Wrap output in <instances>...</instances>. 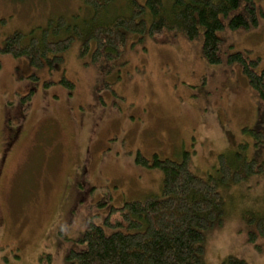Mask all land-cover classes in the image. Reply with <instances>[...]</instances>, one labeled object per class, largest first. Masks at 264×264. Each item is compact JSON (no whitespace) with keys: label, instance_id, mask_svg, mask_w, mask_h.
Segmentation results:
<instances>
[{"label":"rangeland","instance_id":"obj_1","mask_svg":"<svg viewBox=\"0 0 264 264\" xmlns=\"http://www.w3.org/2000/svg\"><path fill=\"white\" fill-rule=\"evenodd\" d=\"M256 3L264 10V0ZM128 7L118 0L101 18ZM60 16L82 26L93 11L83 0H0V45L18 31L39 34ZM220 36L221 64L205 59L202 31L193 40L131 35L119 56L97 63L95 45L82 54L75 38L53 69L0 52V264H67L84 247L88 224H103L113 206L161 195L163 172L138 163L139 154H189L203 178L239 148L264 161L254 131H264V103L240 65L225 61L243 51L264 69V16L258 27L227 26ZM219 190L225 214L207 232L203 264L229 255L264 264V175Z\"/></svg>","mask_w":264,"mask_h":264},{"label":"trees","instance_id":"obj_2","mask_svg":"<svg viewBox=\"0 0 264 264\" xmlns=\"http://www.w3.org/2000/svg\"><path fill=\"white\" fill-rule=\"evenodd\" d=\"M93 16L82 26L71 25L64 16L51 19L39 34L18 31L5 38L0 52L27 57L35 67L55 68L75 38L82 41V54L92 52V62L113 60L123 51L131 35L157 39L158 34L179 32L193 40L203 34V54L211 64H221L220 31L258 27L264 10L256 0H128V13L101 18L118 0H83ZM130 12V13H129ZM227 21V23H226ZM67 33L66 36H62ZM228 64H239L242 73L264 103V69L243 51L229 53ZM62 83L72 88L67 78ZM75 88V86H74ZM259 141L264 131L254 129ZM189 154L182 160H149L141 154L137 162L163 172L159 196L125 202L112 207L103 224L90 223L81 242L84 247L67 256V264H203L207 232L222 224L225 201L220 186L241 184L264 175V161L249 158L242 148L223 153L215 172L207 178L194 174ZM81 201V199L79 200ZM114 214L121 219L111 221ZM259 228L264 235V221ZM220 264H249L233 255Z\"/></svg>","mask_w":264,"mask_h":264},{"label":"flooded vegetation","instance_id":"obj_3","mask_svg":"<svg viewBox=\"0 0 264 264\" xmlns=\"http://www.w3.org/2000/svg\"><path fill=\"white\" fill-rule=\"evenodd\" d=\"M80 195H81V194L77 191V195H76L77 198H75V201H76V199H77V200H80Z\"/></svg>","mask_w":264,"mask_h":264}]
</instances>
